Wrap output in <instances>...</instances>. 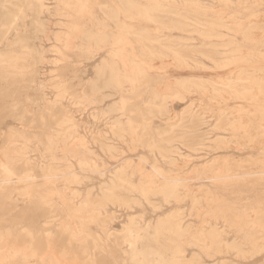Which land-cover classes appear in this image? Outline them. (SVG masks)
I'll return each instance as SVG.
<instances>
[{
    "label": "rangeland",
    "instance_id": "obj_1",
    "mask_svg": "<svg viewBox=\"0 0 264 264\" xmlns=\"http://www.w3.org/2000/svg\"><path fill=\"white\" fill-rule=\"evenodd\" d=\"M134 1L143 8L155 7V21L137 20L132 28L119 31L110 14L116 6L111 0H41L39 13L24 0H0V24L11 26L6 38L17 42L14 56L22 60L0 64V76L9 74L7 79L0 78V130L20 132L19 141L11 144L13 150L9 147L10 182L29 184L24 194L16 188L0 191V234L16 237V245L26 240L25 231H31L37 242L47 241L32 258L10 254L8 241L0 264H136L145 251H154L166 262L184 264H264V0ZM80 4L85 8H78ZM251 15L257 16L255 23L249 22ZM117 20L126 22L122 14ZM235 22L251 29V36H244ZM120 34H124L123 41L111 45L114 39L123 38ZM93 36L111 42L93 51L87 44V37ZM116 48L123 51L121 55ZM5 49L0 44L1 54ZM34 50L43 52L41 64H31ZM250 54L254 59H247ZM110 55L121 74L135 67L143 71L134 86L124 82L122 91L114 90L104 85L106 77L95 80L96 69ZM171 93H177L178 100L162 101ZM120 99L125 101L123 109ZM114 103L115 111H109ZM23 112L25 118L43 119L44 127L23 128L14 119ZM42 134L55 139L48 145ZM141 174L148 178L142 175V179ZM73 209L80 210V215ZM131 219L135 225L124 232ZM176 222L181 225L179 236ZM65 226L80 240L69 241L63 233ZM206 232L216 233V239ZM209 238L216 240L213 246ZM175 248H179L177 254Z\"/></svg>",
    "mask_w": 264,
    "mask_h": 264
},
{
    "label": "bare ground",
    "instance_id": "obj_2",
    "mask_svg": "<svg viewBox=\"0 0 264 264\" xmlns=\"http://www.w3.org/2000/svg\"><path fill=\"white\" fill-rule=\"evenodd\" d=\"M26 3H29L30 5H31V7H33V10H34V12H36V13H39L40 12V9L43 7V5H42V3H41V0H24ZM87 1V0H86ZM111 1H113V2H115V7L114 8H112L111 10H110V14H111V17H112V19L114 20V23H115V25H116V27L119 29V31L121 30H123L124 29V27H128V28H132L133 27V25H135L136 23H138L137 22V20H142V21H150V22H152V21H155L154 20V17L152 16V12H154V10L156 9L155 7H153V8H143L142 6L140 7L138 4H136V2L134 1V0H111ZM154 1V0H153ZM183 1V0H182ZM223 3H229L230 1L229 0H221ZM262 1V0H261ZM57 2V1H56ZM80 2V1H79ZM112 2V3H113ZM183 2H186L185 0L183 1ZM219 2H220V0H219ZM84 3V2H83ZM87 2H85L84 4H86ZM192 3V2H191ZM196 3V2H195ZM221 3V2H220ZM244 3H245V0H244ZM243 3V4H244ZM184 4V3H183ZM190 4V3H189ZM197 4V3H196ZM239 4V3H238ZM241 4V3H240ZM172 5V4H171ZM227 5V4H226ZM230 5V4H229ZM64 6H66V5H64ZM80 7H78V8H85L84 7V5H82L81 6V4L79 5ZM159 6V5H158ZM252 6V5H251ZM90 7V6H89ZM102 7V6H101ZM197 7V6H196ZM199 7V6H198ZM245 7V6H244ZM72 8V7H71ZM45 9V8H44ZM165 9V8H164ZM77 10V9H76ZM75 10V11H76ZM85 10V9H84ZM171 10V9H170ZM80 11V10H79ZM79 11H77V14H78V12ZM182 11H183V9H182ZM66 12V11H65ZM74 12V11H73ZM81 12V11H80ZM170 12V11H169ZM171 13H172V11H171ZM81 14V13H80ZM79 14V15H80ZM119 14H122L123 15V18H124V20L126 21V22H121V21H118L117 20V16H119ZM163 15V14H162ZM173 15V14H172ZM178 16V15H177ZM220 16V15H219ZM233 16V15H232ZM263 16V15H262ZM60 17V16H59ZM67 17V16H66ZM68 17H71V16H68ZM215 17V16H214ZM260 17V16H259ZM256 18H257V16H255V15H251V17L249 18V22H251L252 23V21L254 22V21H256ZM15 19V18H14ZM160 20V19H159ZM224 20V19H223ZM222 20V21H223ZM261 20H262V18H261ZM219 21V20H218ZM248 21V20H247ZM239 22V21H238ZM238 22H235V24H236V27H237V29L239 30V31H241L242 32V34L244 35V36H246V35H250V34H252L249 30H251V29H249V28H244V27H242V24L241 23H238ZM47 23V22H46ZM250 23V24H251ZM255 23V22H254ZM37 25H39L38 23H37ZM67 25V24H66ZM114 25V24H113ZM248 25V24H247ZM161 27H162V25H160ZM179 26H181V25H179ZM217 26V25H216ZM231 26H233V25H231ZM220 27V26H219ZM223 28H224V26H222ZM72 28V27H71ZM163 28V27H162ZM228 30H229V28L228 27H226ZM225 28V29H226ZM251 28V27H250ZM10 29H11V26H9L8 24H0V44H2V45H4V46H6V51L5 52H3V54H1L0 53V64H19V63H21V59L20 58H18V57H16V56H14V54H15V50H14V46L17 44V42L16 41H9L8 42V40H7V38H6V36H7V34L9 33V31H10ZM181 29V28H180ZM179 29V30H180ZM69 30V29H68ZM167 30V29H166ZM74 31V30H73ZM102 31V30H101ZM163 31V30H162ZM231 31V30H230ZM58 32V31H57ZM231 32H234V31H231ZM253 32H254V30H253ZM49 33V32H48ZM59 33V32H58ZM117 33H120V32H117ZM259 33V32H258ZM65 34V33H64ZM64 34H62V36L64 35ZM122 34V33H121ZM119 35V36H124V34L123 35ZM128 34V33H127ZM126 34V35H127ZM235 34V33H234ZM262 34V33H261ZM54 35V34H53ZM51 36V37H54V36ZM109 35V34H108ZM132 35V34H131ZM163 35V34H162ZM258 35H260V34H258ZM257 35V36H258ZM57 36V35H56ZM55 36V37H56ZM65 36H66V38H65ZM133 36H135V35H133ZM199 36V35H198ZM237 36V35H236ZM244 36H242V37H244ZM251 36V35H250ZM263 36H264V32H263ZM54 37V38H55ZM65 39H67V35H64L63 36ZM139 37V36H138ZM218 37V36H217ZM241 37V38H242ZM254 37V36H253ZM54 38H52V39H54ZM140 38V37H139ZM143 38V37H142ZM246 37H244V38H242V39H245ZM255 38L257 39V37L255 36ZM56 39V38H55ZM59 39V38H58ZM114 39V38H113ZM123 39H124V37L123 38H117V39H114V41H112V43H111V45H116L117 44V42L119 43V42H122L123 41ZM161 39V38H160ZM217 39V38H216ZM249 39V40H248ZM247 41H250V38H247L246 39ZM245 40V41H246ZM55 41V40H54ZM67 42H68V39L66 40ZM145 41V40H144ZM253 42L255 41V42H257L256 40H252ZM21 42V41H20ZM65 42V41H64ZM63 42V44L65 45V43ZM111 41L110 40H108L107 39V37H104V36H93V37H87V44L92 48V50L94 49V50H102V49H104L105 48V44H107V43H110ZM148 42V41H147ZM150 42H153V40L152 41H150ZM156 42H158V41H156ZM159 42H160V40H159ZM57 43V42H56ZM129 43H130V40H129ZM139 43H140V41H139ZM165 43V42H164ZM230 43V42H229ZM61 44V43H60ZM59 44V45H60ZM233 44H234V42H233ZM62 45V44H61ZM63 45V48H65V46ZM124 45H126V44H124ZM229 45H231V44H229ZM228 45V46H229ZM108 46H110V45H108ZM132 46V45H131ZM226 46V45H225ZM8 47V48H7ZM50 47H52L53 48V46H50ZM90 47H89V49H90ZM162 47V46H161ZM164 47V46H163ZM166 47V46H165ZM54 48H56V47H54ZM53 48V49H54ZM146 48V47H145ZM177 48V47H176ZM211 48V47H210ZM51 49V48H50ZM57 49V48H56ZM66 49V48H65ZM68 49V48H67ZM70 49V48H69ZM89 49H87V54H92L91 53V51L89 50ZM165 49V48H164ZM167 49V48H166ZM171 49H173L172 47H171ZM214 49V48H213ZM93 50V51H94ZM111 50H113V49H111ZM116 51H118L117 50V48L115 49ZM132 50V49H131ZM143 50H144V48H143ZM169 51H170V49H168ZM236 50V49H235ZM237 50H239V49H237ZM236 50V51H237ZM133 51V50H132ZM153 51V50H152ZM152 51L150 50V54H152L151 56L153 57V53H152ZM57 52V51H56ZM99 52V51H98ZM111 52H113V51H111ZM119 52V54H120V52H123V51H121V50H119L118 51ZM117 52V53H118ZM171 52V51H170ZM174 52V51H173ZM172 52V53H173ZM233 52V51H232ZM239 52V51H238ZM243 52V51H242ZM246 52V51H245ZM250 52V51H249ZM249 52H246V53H244V54H248ZM252 52V51H251ZM46 53V52H45ZM116 52H114V57H115V55H117V54H115ZM176 53V52H175ZM237 53V52H236ZM42 54H43V52H41V53H38L37 51H35L34 50V57H33V60L31 61V64H41L44 60H43V57H42ZM85 54V53H84ZM118 54V55H119ZM159 54V53H158ZM232 54V53H231ZM230 54V55H231ZM235 54V53H234ZM239 54V53H238ZM240 54H242V53H240ZM256 54V53H255ZM121 55V54H120ZM160 55V54H159ZM158 55V56H159ZM173 55H175V54H173ZM199 55V54H198ZM233 55V54H232ZM231 55V56H232ZM251 55V56H250ZM250 55H248L247 56V59H248V57H253V55L252 54H250ZM151 57V58H152ZM174 57H176V58H178L177 56H174ZM223 57V56H222ZM241 57V56H240ZM117 58H119V57H117L116 56V59ZM164 58V57H163ZM181 58V57H180ZM236 58V57H235ZM148 59V58H147ZM167 59V58H166ZM168 59H170L169 58V56H168ZM167 59V60H168ZM182 59V58H181ZM186 59H188V58H186ZM208 59V58H207ZM240 59V58H239ZM245 59V58H244ZM253 59H254V57H253ZM259 59V58H258ZM53 60V59H52ZM118 60V59H117ZM206 60V59H205ZM234 60V59H233ZM232 60V61H233ZM119 61H120V59H119ZM153 61V60H152ZM151 61V62H152ZM230 62V63H233V62ZM242 61H245V60H242ZM57 62V61H56ZM59 62V61H58ZM57 62V63H58ZM183 62V61H182ZM191 62V61H190ZM221 62V61H220ZM228 62V61H227ZM234 62L236 63V60H234ZM240 62V61H239ZM246 62V61H245ZM59 63H62V62H59ZM133 63H135V62H133ZM158 63V62H157ZM164 63H167L168 64V62L167 61H165ZM170 63H171V60H170ZM169 63V64H170ZM185 63V62H184ZM216 63V62H215ZM226 63V62H225ZM229 63V62H228ZM229 63V64H230ZM234 63V64H235ZM100 64H102V65H100L97 69H96V72H95V80L96 81H98L101 77H106V80H105V82H104V85L106 86V87H108V88H112V89H114V90H121V85H122V83H124V82H126V83H128V85H130L131 87L132 86H134V84H135V82H136V79H137V77L139 76V75H141V72H143V71H140V69H139V67H135V68H133L132 69V71H125L123 74H121L120 72H119V70L117 69V67H116V65H115V62L113 61V59H112V56L110 55V57H109V60L108 61H103L102 63H100ZM122 64V63H121ZM131 64V63H130ZM153 64V63H152ZM160 64V63H159ZM217 64H220V63H217ZM222 64H224V63H222ZM135 65V64H134ZM161 65V64H160ZM184 65H186V64H184ZM188 65V64H187ZM204 65V64H203ZM202 65V66H203ZM225 65V64H224ZM122 66V65H121ZM131 66H132V64H131ZM213 66H216V65H213ZM220 67H222V66H220ZM219 67V68H220ZM123 68H126V66H124ZM148 68H149V66H148ZM191 68V67H190ZM217 68V67H216ZM226 68V67H225ZM20 69V68H19ZM150 69H151V67H150ZM241 70V69H240ZM244 70V69H243ZM251 70L252 69H250V71L249 72H251ZM151 71V70H150ZM253 71V70H252ZM258 71V70H257ZM264 71V70H263ZM158 72H159V69H158ZM248 72V73H249ZM259 72V71H258ZM262 72V71H261ZM238 73V72H237ZM245 73V72H244ZM264 73V72H263ZM233 74V73H232ZM247 74V73H246ZM252 74L254 75V73L252 72ZM255 74H259V73H255ZM260 74H262V73H260ZM260 74H259V76H260ZM1 75H3V76H0V78H1V80H3V79H7V77H9V74H1ZM11 75V74H10ZM240 75V74H239ZM242 75V74H241ZM243 76V75H242ZM242 76H241V78H242ZM264 76V75H263ZM248 77V76H247ZM250 77H252V76H250ZM255 77V76H254ZM256 78H258V77H256ZM261 78V77H260ZM167 79V78H166ZM234 79V78H233ZM239 79V78H238ZM248 79V78H247ZM251 79V78H250ZM252 79H253V77H252ZM255 79V78H254ZM262 79V78H261ZM232 80V79H231ZM242 80H243V78H242ZM257 80H259V79H256L255 81H257ZM264 80V79H263ZM201 81V80H200ZM223 81V80H222ZM238 81H240V80H238ZM243 81H246V80H243ZM248 81V80H247ZM252 81H254V80H252ZM171 82V81H170ZM170 82H168V83H170ZM176 82V81H175ZM218 82V81H217ZM225 82V81H224ZM261 82V81H260ZM172 83V82H171ZM223 83V82H222ZM228 83V82H227ZM241 83V82H240ZM243 83V82H242ZM245 83V82H244ZM183 84V83H182ZM224 84V83H223ZM226 84V83H225ZM224 84V85H225ZM238 84V83H237ZM250 84H252L251 82H250ZM255 84H256V82H255ZM262 84H264L263 82H262ZM262 84H259V81H258V84L257 85H262ZM209 85V84H208ZM222 85V84H221ZM249 85V84H248ZM137 86H138V84H137ZM210 86V85H209ZM232 86V85H231ZM252 86H253V84H252ZM182 87H183V85H182ZM182 87H180V88H182ZM223 87V86H222ZM226 87H228V86H226ZM236 87V86H235ZM238 87V86H237ZM257 87V86H256ZM128 88V87H127ZM158 87H156L155 89H157ZM196 88V87H195ZM201 88V87H200ZM230 88H232V87H230ZM240 88V87H239ZM242 88V87H241ZM244 88H245V86H244ZM254 88V87H253ZM253 88H251V89H253ZM258 88V87H257ZM256 88V89H257ZM262 88V87H261ZM123 89V88H122ZM168 89V88H167ZM197 89V88H196ZM202 89V88H201ZM206 89V88H205ZM236 89V88H235ZM243 89V88H242ZM263 89V91H264V87L262 88ZM158 90H159V88H158ZM186 90V89H185ZM198 90V89H197ZM214 90V89H213ZM223 90V89H222ZM221 90V91H222ZM227 90H229L228 88H227ZM234 90V89H233ZM244 90H246V89H244ZM247 90H248V88H247ZM254 90V89H253ZM252 90V91H253ZM122 91V90H121ZM153 91V90H152ZM201 91V90H200ZM203 91H204V89H203ZM206 91H207V89H206ZM220 90H218V92H219ZM235 91V90H234ZM255 91V90H254ZM262 91V90H261ZM119 92V91H118ZM133 92V91H132ZM155 92V91H154ZM153 92V93H154ZM159 92V91H158ZM175 92V91H174ZM202 92V91H201ZM215 92V91H214ZM223 92V91H222ZM249 93H250V91H248ZM247 92V93H248ZM160 93V92H159ZM203 93H205V92H203ZM224 93V92H223ZM226 93V92H225ZM224 93V94H225ZM232 94H233V92H231ZM240 93H241V91H240ZM247 93H243V94H247ZM254 93V92H253ZM261 93V92H260ZM152 94V93H151ZM175 93H171V94H168V95H162L163 96V100L162 101H164L166 98H172V100L174 99V98H178L176 95H177V93H176V95H174ZM217 94V93H216ZM231 94V95H232ZM243 94H242V96H243ZM254 94H256V93H254ZM188 95V94H187ZM206 95V94H205ZM208 95H210V94H208ZM218 95V94H217ZM234 95V94H233ZM250 95V94H249ZM152 96V95H151ZM220 96V95H219ZM222 96V95H221ZM225 96V95H224ZM228 96V95H227ZM226 96V97H227ZM236 96V95H235ZM251 96H253V94L251 95ZM259 95L257 94V97H258ZM153 97V96H152ZM234 97V96H233ZM245 97V96H244ZM244 97H242V98H244ZM250 97V96H249ZM157 98V96L156 95H154V99H156ZM208 98V97H207ZM217 98V97H216ZM222 98V97H221ZM238 98H239V96H238ZM246 98V97H245ZM105 99H107L106 97H105ZM212 99V98H211ZM213 99H214V97H213ZM222 99H224V98H222ZM228 99H230V98H228ZM236 99H237V97H236ZM247 99V98H246ZM259 99H261V101H262V98L260 97ZM264 99V98H263ZM122 99H120V102H121V109H123L124 108V106H125V101H121ZM167 100H169V99H167ZM178 100V99H177ZM182 100H184V99H182ZM216 100H218V99H216ZM226 100V99H225ZM224 100V101H225ZM241 100V99H240ZM247 100H249V99H247ZM255 100V99H254ZM132 101V100H131ZM153 101V100H152ZM214 101V100H213ZM229 101V100H228ZM52 102V101H51ZM54 102V101H53ZM218 102V101H217ZM254 102V101H253ZM148 103H149V101H148ZM148 103H147V105H148ZM255 103V102H254ZM92 104H94V103H92ZM150 104V103H149ZM83 105V104H82ZM112 105H114V106H110V108H109V111H115V103L114 104H112ZM166 105V104H165ZM217 105V104H216ZM219 105V104H218ZM191 106V105H190ZM190 106H188V107H190ZM238 106V105H237ZM158 107V106H157ZM161 108H163V106L161 105ZM191 108V107H190ZM238 108V107H237ZM262 108V107H261ZM28 109V108H27ZM164 109V108H163ZM255 109H258V108H255ZM118 110V109H117ZM116 110V111H117ZM165 110V109H164ZM241 110V109H240ZM244 110V109H243ZM261 110V109H260ZM259 110V111H260ZM166 111V110H165ZM247 111V110H246ZM249 111V110H248ZM119 112V111H118ZM205 112V111H204ZM223 112V111H222ZM110 113V112H109ZM130 113V112H129ZM190 113V112H189ZM188 113V114H189ZM237 113V112H236ZM68 114V113H67ZM165 114H167V113H165ZM186 114V113H185ZM219 114H221V113H219ZM238 114V113H237ZM254 114V113H253ZM252 114V115H253ZM160 115V114H159ZM261 115V114H260ZM259 115V116H260ZM25 116H26V113H22V114H15V117H14V119L18 122V124L19 125H21L23 128H36V126L35 125H37V124H39V128H43L44 127V125H43V119H41L40 120V122H37L35 119H33V117H31V118H25ZM122 116V115H121ZM262 117V116H261ZM251 118V117H250ZM239 119V118H238ZM242 119V118H241ZM262 119H263V117H262ZM129 120V119H128ZM127 120V121H128ZM244 119H242L241 121H243ZM261 120V119H260ZM264 120V119H263ZM262 120V121H263ZM74 121V120H73ZM203 121V120H202ZM247 121V120H246ZM261 121V122H262ZM129 122H130V120H129ZM128 122V123H129ZM238 122V121H237ZM237 122L236 123H234V126H235V124H237ZM127 123V122H126ZM179 123V122H178ZM246 123V122H245ZM264 123V122H263ZM135 124V123H134ZM247 124V123H246ZM122 125H123V123H122ZM138 126V125H137ZM184 126V125H183ZM230 126H233V125H230ZM243 126V125H242ZM242 126H241V129H242ZM247 126V125H246ZM262 126V125H261ZM112 127H114V126H112ZM123 127V126H122ZM128 127H129V124H128ZM239 127V126H238ZM237 126H236V129L235 130H238L237 128H238ZM131 128V127H130ZM169 128H171V127H169ZM218 128V127H217ZM261 128V127H260ZM131 129H133V128H131ZM172 129V128H171ZM50 131L52 130V129H49ZM224 130V129H223ZM242 130H244V127H243V129ZM75 131V130H74ZM134 131V130H133ZM132 130H131V133H134ZM234 131V130H233ZM238 131H240V129L238 130ZM0 169H1V171H0V191H2V190H7V189H11V188H16V189H18L19 191H21V193L22 194H24L26 191H27V189H28V185L29 184H27L26 182H23V181H21V183L20 184H17V185H12L11 184V169L9 168V165L11 164V157H10V151H9V147H10V145L11 144H13L14 142H17V141H19L18 140V138H19V135H18V133H20L19 131H17V130H15L14 128H11V129H9L8 131H6L5 133H3L2 132V130H0ZM68 131H65V133H67ZM120 132H122V131H120ZM236 132V131H235ZM74 134H75V132H73ZM166 133V132H165ZM170 133H171V130H170ZM167 134H169V132L167 133ZM192 134V133H191ZM243 134V133H242ZM63 135V134H62ZM116 135V134H115ZM126 135H127V133H126ZM164 135V134H163ZM166 135V134H165ZM174 135V134H173ZM188 135V134H187ZM42 136L46 139V141H47V143H48V145L49 144H51L52 143V141L55 139L54 138V135H51V134H48V135H46V134H42ZM135 136V135H134ZM134 136H132L133 137V139H134ZM69 137H71V136H69ZM99 137V136H98ZM120 137V136H119ZM130 137V136H129ZM128 137V138H129ZM159 137H161L160 135H159ZM264 137V136H263ZM123 138V137H122ZM136 138V137H135ZM181 138V137H180ZM220 138V137H219ZM222 138V137H221ZM20 139V138H19ZM118 139V138H117ZM23 140V139H22ZM166 140V139H165ZM165 140H164V142H165ZM174 140H175V138H174ZM122 141V140H121ZM134 141V140H133ZM182 141V140H181ZM135 142H136V140H135ZM149 142V141H148ZM169 142V141H168ZM171 142H172V138H171ZM240 142V141H239ZM259 142V141H258ZM76 143H77V141H76ZM138 143H139V141H138ZM15 144V143H14ZM154 144V143H153ZM169 145V144H168ZM236 145V144H235ZM251 145V144H250ZM263 145V144H262ZM12 146L13 145H11V149H12ZM15 146V145H14ZM69 146V145H68ZM112 146V145H111ZM111 146H109V147H111ZM152 146H154V145H152ZM230 146V145H229ZM237 146V145H236ZM70 147H72V146H70ZM82 146H80V148H81ZM127 147V146H126ZM18 148V147H17ZM16 148V149H17ZM104 148V147H103ZM113 148V147H112ZM149 148V147H148ZM152 148V147H151ZM233 148H234V146H233ZM241 148V147H240ZM70 149H72V148H70ZM158 149V148H157ZM156 149V150H157ZM174 149V148H173ZM172 149V150H173ZM177 148H175V150H176ZM207 149V148H206ZM242 149V148H241ZM13 150V149H12ZM68 150V149H67ZM72 150H75V149H72ZM78 150V149H77ZM87 150V149H86ZM108 150V149H107ZM110 150V149H109ZM166 150V149H165ZM169 150V149H168ZM171 150V151H172ZM237 150V149H236ZM239 150V149H238ZM14 151H15V149H14ZM20 151V150H19ZM76 151V150H75ZM114 151V150H113ZM170 151V150H169ZM194 151H195V149H194ZM16 153H18V152H16ZM68 153H72V152H68ZM76 153V152H75ZM74 153V154H75ZM78 153V152H77ZM91 153V152H90ZM172 153V152H171ZM67 154V153H66ZM165 154V153H164ZM175 154V153H174ZM77 155V154H76ZM22 156V155H21ZM70 156V155H69ZM72 156H74V155H71V158H72ZM83 156V155H82ZM81 156V157H82ZM84 157V156H83ZM250 157V156H249ZM70 158V157H69ZM216 158V157H215ZM264 159V158H263ZM54 160V159H53ZM63 160V159H62ZM82 160H84V159H82ZM85 160H87L88 161V159H85ZM84 160V161H85ZM173 160V159H172ZM191 160V159H190ZM54 162H55V160H54ZM64 162V161H63ZM89 162V161H88ZM147 162V161H146ZM190 162V161H189ZM64 163H66V162H64ZM79 163V162H78ZM132 163H134V162H132ZM137 163V162H136ZM170 163V162H169ZM168 163V164H169ZM173 163V162H172ZM218 163V162H217ZM237 163H239V162H237ZM79 164H81V162L79 163ZM84 164H85V162H84ZM91 164H93V163H91ZM124 164H126V163H124ZM188 164V163H187ZM241 164V163H240ZM76 165V164H75ZM83 164H81V167H83L82 166ZM88 165V164H87ZM137 165V164H136ZM185 165V164H184ZM217 165V164H216ZM86 166V165H85ZM95 166V165H94ZM129 166V165H128ZM138 166V165H137ZM210 166V165H209ZM90 167H93V166H89V168H88V170L90 169ZM172 167V166H171ZM49 168V167H48ZM129 168V167H128ZM136 168V167H135ZM183 168V167H182ZM64 169H65V167H64ZM136 169H139V166H138V168H136ZM180 169V168H179ZM264 169V168H263ZM56 170V169H55ZM69 170V169H68ZM91 170V169H90ZM92 170H94V168L92 169ZM95 170H96V168H95ZM206 170V169H205ZM121 172L122 170H118V172ZM132 171V170H131ZM140 171H141V169H140ZM228 171V170H227ZM66 172H67V170H66ZM119 172V173H120ZM138 172H139V170H138ZM143 172V171H142ZM49 173H51V172H49ZM52 173H53V171H52ZM63 173V172H62ZM118 173V174H119ZM147 173V172H146ZM235 173V172H234ZM121 174V176L120 177H122V173H120ZM153 174V173H152ZM151 174V175H152ZM117 175V174H116ZM142 175H144V174H141V177H142ZM148 175V174H147ZM147 175H144V176H146L147 178H148V176ZM154 175V174H153ZM152 175V176H153ZM188 175V174H187ZM71 177H72V174L70 175ZM74 176V175H73ZM103 176V175H102ZM119 176V175H118ZM71 177H69L70 178V180H72L71 179ZM149 177H151V176H149ZM153 177H155V176H153ZM184 177V176H183ZM188 177V176H187ZM67 178H68V176H67ZM68 178V179H69ZM73 178V177H72ZM118 178V177H117ZM116 178V179H117ZM156 178V177H155ZM185 178V177H184ZM57 179V178H56ZM66 179V178H65ZM67 179V180H68ZM114 179V178H113ZM142 179H144L143 177H142ZM146 179V178H145ZM23 180V179H22ZM47 180V179H46ZM70 180H68V183H69V181ZM74 180H76V179H74ZM120 180V179H119ZM124 180H126V179H124ZM153 180H155V179H153ZM244 180V179H243ZM118 181V180H117ZM122 181V180H121ZM121 181H120V183H121ZM127 181V180H126ZM56 182V181H55ZM128 182V181H127ZM139 182V181H138ZM145 182V181H144ZM166 182V181H165ZM164 182V183H165ZM45 183H47V182H45ZM77 183V182H76ZM145 183H147L148 184V182H145ZM151 182H150V179H149V184H150ZM67 184V183H66ZM113 184V182H111V185ZM148 184V185H149ZM173 184H174V182H173ZM122 185V184H121ZM151 185V184H150ZM170 185V184H169ZM251 185V184H250ZM264 185V184H263ZM114 186H115V184H114ZM130 186H133V185H130ZM130 186H128V188L130 187ZM138 186V185H137ZM152 186V185H151ZM154 186V185H153ZM155 186L157 187V185L155 184ZM171 186V185H170ZM176 186V185H175ZM144 188V186L142 185L141 186V188ZM168 187V186H167ZM174 187V186H173ZM240 187V186H239ZM98 188H100V187H98ZM121 188V190H124V191H127L128 192V190H126V189H122V187H120ZM148 188V187H147ZM155 188V187H154ZM184 188V187H183ZM108 189V188H107ZM117 189V188H116ZM134 189H135V187H134ZM163 189V188H162ZM165 189V188H164ZM167 189V188H166ZM172 189V188H171ZM176 189V188H175ZM111 190V189H110ZM136 190H137V188H136ZM142 190V189H141ZM148 190V189H147ZM155 190H158V189H156L155 188ZM168 190V189H167ZM173 190V189H172ZM55 191V190H54ZM133 191V190H132ZM135 191V190H134ZM133 191V192H134ZM144 191V190H143ZM150 191H153V190H151L150 189ZM149 191V192H150ZM164 191V190H163ZM210 191V190H209ZM252 191V190H251ZM60 192V191H59ZM136 192V191H135ZM138 192V191H137ZM142 192V191H141ZM145 192V191H144ZM149 192H147V193H149ZM165 192H166V190H165ZM170 192V191H169ZM169 192H168V195H169ZM55 193V192H54ZM62 193V192H61ZM60 193V194H61ZM102 193V192H101ZM151 193V192H150ZM167 193V192H166ZM196 193V192H195ZM201 193V192H200ZM226 193V192H225ZM56 194H57V196L59 195L57 192H56ZM152 194V193H151ZM159 194H160V192H159ZM208 194V193H207ZM70 196H71V194H69ZM171 195V194H170ZM28 196V195H27ZM78 196V195H77ZM166 196V195H165ZM172 196V195H171ZM207 196V195H206ZM169 197V196H168ZM173 197V196H172ZM186 197V196H185ZM195 197V196H194ZM60 198V197H59ZM58 198V199H59ZM63 198V197H62ZM124 198H126V197H124ZM143 198V197H142ZM147 198V197H146ZM164 198V197H163ZM61 199V198H60ZM76 199V198H75ZM114 199H116L117 200V198H114ZM62 200V199H61ZM66 200V199H65ZM181 200V199H180ZM71 201V200H70ZM119 201V200H118ZM60 202V201H59ZM83 202H85V200L83 201ZM120 202V201H119ZM122 202H124V200L122 201ZM128 202H130V201H128ZM211 202V201H210ZM209 202V203H210ZM244 202V201H243ZM132 203V202H131ZM148 203V202H147ZM169 203V202H168ZM78 204V203H77ZM84 204V203H83ZM123 204H126V203H123ZM160 204V203H159ZM166 204V203H165ZM208 204V203H207ZM45 205V204H44ZM47 205V204H46ZM152 205H153V203H152ZM231 205V204H230ZM264 205V204H263ZM84 206H87V202H85V204H84ZM83 207V206H82ZM88 207V206H87ZM92 207V206H91ZM90 207V208H91ZM93 208H94V206H93ZM157 208V207H156ZM61 209V208H60ZM190 209H192V208H190ZM74 210V209H73ZM99 210V209H98ZM89 211V210H88ZM94 211V210H93ZM177 211V210H176ZM203 211H204V209H203ZM238 211V210H237ZM249 211V210H248ZM253 211V210H252ZM74 212H75V214L76 215H80V213H81V211L79 210H74ZM103 212V211H102ZM191 212V211H190ZM199 212V211H198ZM257 212H258V210H257ZM98 213H99V211H98ZM98 213H96L95 215H94V212H93V216H98ZM173 213V212H172ZM243 213V212H242ZM84 214V213H83ZM225 214V213H224ZM245 214V213H244ZM248 214V213H247ZM250 214H252V213H250ZM213 215V214H212ZM88 215H86V217H87ZM92 216V217H93ZM175 216H177V215H175ZM244 216V215H243ZM247 216V215H246ZM245 216V217H246ZM78 217V216H77ZM89 217V216H88ZM99 217V216H98ZM90 218V217H89ZM177 218H179V217H177ZM211 218V217H210ZM256 218H258L257 216H256ZM52 219V218H51ZM50 219V220H51ZM54 219V218H53ZM52 219V220H53ZM69 219V218H68ZM172 219H174L175 220V218H172ZM171 219V220H172ZM241 219V218H240ZM64 220V219H63ZM67 220V219H66ZM82 220V219H81ZM95 220V219H94ZM132 220V219H131ZM177 220V219H176ZM175 220V221H176ZM179 220V223L181 224V222H180V219H178ZM177 220V221H178ZM83 221V220H82ZM82 221H81V223H82ZM69 222H71V221H69ZM130 222V221H129ZM160 222V221H159ZM165 222V221H164ZM173 222V221H172ZM233 222V221H232ZM60 223V222H59ZM58 223V224H59ZM62 223V222H61ZM72 223V222H71ZM134 223V220H132L131 221V223H130V225H127V226H124L125 228H124V230H127V231H124V232H128L129 233V229L131 228V227H133V225H135V224H133ZM156 223V222H155ZM178 222H176V225H175V227H176V229H177V231H178V236L179 235H181V225L179 224ZM234 223V222H233ZM246 223V222H245ZM258 223V222H257ZM45 224V223H44ZM43 224V225H44ZM166 224V223H165ZM249 224H250V222H249ZM46 225V224H45ZM81 225V224H80ZM80 225H78V226H80ZM152 225V224H151ZM172 225V224H171ZM171 225L169 226V228L171 227ZM204 225V224H203ZM251 225H253V224H251ZM70 226H73V223H72V225H70ZM158 226V225H157ZM168 226V225H167ZM264 226V225H263ZM251 227V226H250ZM253 228H257L258 226H256V225H254V226H252ZM63 228V227H62ZM69 228H72V227H69ZM74 228V227H73ZM157 228V227H156ZM172 228V227H171ZM170 228V230H172ZM215 228V227H214ZM241 228V227H240ZM240 228L238 229V230H240ZM157 229H159V228H157ZM164 229V228H163ZM168 231H170L169 229H168V227L166 228ZM217 229V228H216ZM72 230V229H71ZM77 230V229H76ZM132 230V229H131ZM134 230V229H133ZM160 231H161V229H159ZM159 230L158 231H156V233L157 232H159ZM174 230V229H173ZM172 230V231H173ZM254 230V229H253ZM257 230V229H256ZM23 231V230H22ZM154 231V232H155ZM171 231V232H172ZM212 231V230H211ZM241 231V230H240ZM249 231H250V229H249ZM74 232V231H73ZM77 231H75V233H76ZM131 232V231H130ZM214 232V231H213ZM242 232V231H241ZM44 233V232H43ZM63 233H65L66 235H67V237H68V240L69 241H71V239L73 238L74 240L75 239H79L80 240V238L78 237V236H76V234H73L66 226L63 228ZM122 233V232H121ZM165 233H167V231L165 232ZM207 234H208V232H206ZM219 233V232H218ZM218 233H217V235H218ZM221 233V232H220ZM219 233V234H220ZM243 233V232H242ZM250 233V232H249ZM255 233H257V232H255ZM45 234V233H44ZM77 234H79V233H77ZM80 234H82L81 232H80ZM109 234V233H108ZM132 234H133V232H132ZM200 234H202V233H200ZM251 234V233H250ZM24 237L26 238V240H22V243L20 244V245H16L17 243H18V239L16 238V237H14L13 239L11 238V236H9V235H2V234H0V257L5 253V252H7L8 251V241L11 243V246H10V248H9V250H10V254L12 253V254H20L23 258H32V257H35L36 256V254H37V252H38V250H39V247L40 246H42L44 243H46L45 242V239H42V241L41 242H37V241H35V239L33 238V236H32V233H31V231H25L24 232ZM46 235V234H45ZM47 235H48V233H47ZM83 235V234H82ZM169 235V234H168ZM175 235H177V234H175ZM211 235V234H210ZM209 234H208V237L210 236ZM214 237H215V239H216V233H215V235H214V233L212 234ZM211 235V236H212ZM108 236V235H107ZM132 236V235H131ZM158 236H160V235H157V237ZM162 236H164V235H162ZM220 236V235H219ZM219 236H217V237H219ZM156 237V238H157ZM202 237H204V236H202ZM258 237V236H257ZM50 238V237H49ZM108 238V237H107ZM106 238V239H107ZM131 238V237H130ZM177 238H179V237H177ZM207 238V237H206ZM220 238V237H219ZM253 238V237H252ZM251 238V239H252ZM263 238V237H262ZM46 239L48 240V237H46ZM98 239V238H97ZM180 239V238H179ZM201 239H203V238H201ZM210 239V238H209ZM215 239H213L214 240V243H216L215 241ZM250 239V238H249ZM44 240V241H43ZM154 240V239H153ZM158 240V239H157ZM207 240V239H206ZM206 240L204 241V244L206 243H208V240H207V242H206ZM213 240H211L210 239V241L211 242H209L208 244H211V246H213L214 245V243H213V245H212V241ZM78 241V240H77ZM105 241V240H104ZM167 241V240H166ZM181 241V240H180ZM263 241V240H262ZM68 242V241H67ZM76 242V241H75ZM92 242H95V241H92ZM100 242V241H99ZM136 242H137V240H136ZM154 242V241H153ZM174 242V241H173ZM258 242V241H257ZM96 243V242H95ZM102 243V242H101ZM182 243V242H181ZM193 243V242H192ZM199 243V242H198ZM255 243H256V241H255ZM93 244V243H92ZM187 244V243H186ZM185 244V245H186ZM256 244H258V243H256ZM172 245H173V243H172ZM188 245H190L189 243H188ZM193 245V244H192ZM262 244H260V246H261ZM48 246V245H47ZM68 246V245H67ZM95 246V245H94ZM209 246V245H208ZM211 246H210V248H211ZM218 246V245H217ZM229 246V245H228ZM241 246V245H240ZM264 246V245H263ZM128 248H129V246H128ZM94 249V248H93ZM101 249V248H100ZM164 248H163V246H162V250H163ZM178 249L179 248H175L174 249V252H175V254H177L178 253ZM199 249V248H198ZM201 249V248H200ZM208 249V248H207ZM216 249V248H215ZM228 249V248H227ZM234 249V248H233ZM103 250V249H102ZM256 250H257V248H256ZM256 250H255V252H256ZM258 250H259V248H258ZM263 250V249H262ZM204 251H205V249H204ZM207 251V250H206ZM210 251V250H209ZM92 252H93V250H92ZM134 253V252H133ZM48 254V253H47ZM84 254V253H83ZM218 254H219V252H218ZM256 254V253H255ZM49 255V254H48ZM50 255H52V254H50ZM124 255V254H123ZM185 255V254H184ZM217 255V254H216ZM10 256V255H9ZM183 255H181V257H182ZM209 256V255H208ZM93 257V256H92ZM141 257V260H139V261H137L136 262V264H184L183 262H181V261H178V260H172V261H170V262H166L161 256H156V254H155V252L154 251H145V252H143L142 253V255L140 256ZM180 257V256H179ZM135 259L134 260H136V257H134ZM206 258H207V255H206ZM186 259V258H185ZM92 260H93V258H92ZM50 261H52V260H50ZM191 261V260H190ZM46 262V261H45ZM189 262V261H188ZM47 264H48V261L46 262ZM49 264H50V262H49ZM51 264H52V262H51ZM188 264H190V263H188Z\"/></svg>",
    "mask_w": 264,
    "mask_h": 264
}]
</instances>
